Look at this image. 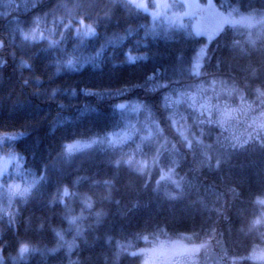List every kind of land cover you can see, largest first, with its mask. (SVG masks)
Returning a JSON list of instances; mask_svg holds the SVG:
<instances>
[{"label": "trees", "instance_id": "trees-1", "mask_svg": "<svg viewBox=\"0 0 264 264\" xmlns=\"http://www.w3.org/2000/svg\"><path fill=\"white\" fill-rule=\"evenodd\" d=\"M216 3L225 11L237 5L243 13L264 10V0ZM74 4L86 5L83 12L75 10L81 15L99 18L95 36H78L62 27ZM20 8L16 4L6 14L0 7V40L5 42L0 47V135L8 136L6 151L22 157L23 172L37 182L11 212H0V244L8 242L4 264H133L138 257L128 256L124 247L135 251L146 239L179 235L195 245L211 243L206 253L197 254L200 264H264V259L249 257L254 249L264 248V224L259 222L264 204L258 202L264 199V130L251 134L232 129L215 111L200 114L193 107L174 115L166 105L165 95L198 78L192 63L206 38L182 30L154 33L149 13L129 10L121 0H38ZM37 18L43 20L38 30L44 39L33 41L28 32ZM59 33L66 38L49 47L48 38L59 41ZM250 33L225 25L208 46L203 79L226 80L249 93L264 88V39L253 41ZM106 41L103 53L94 55ZM73 48L79 50L65 55ZM90 54L93 59L82 63V56ZM125 54L137 59L128 62ZM70 58L72 66L66 63ZM146 76L151 79L146 81ZM122 90L144 104L165 135L164 140L144 141L137 151L139 160L160 152L156 169H148L147 177L134 166L113 163L126 158L135 144H110L111 137H103L105 129L115 132L123 126L124 114L115 107L124 99ZM173 120H181V130L183 123L187 127L184 134L192 150L182 146ZM98 134L103 142L58 154L62 142ZM12 136L22 138L8 139ZM140 139L141 134L134 138ZM172 159L177 161L173 178H183L179 189L171 180H160V169L166 171ZM41 175L46 179L40 181ZM57 186L69 189L63 203ZM85 198L91 199V208L85 207ZM71 215L79 218L70 224ZM57 230L73 242L71 248L62 244ZM17 238L35 245L36 251L14 262Z\"/></svg>", "mask_w": 264, "mask_h": 264}, {"label": "rangeland", "instance_id": "rangeland-1", "mask_svg": "<svg viewBox=\"0 0 264 264\" xmlns=\"http://www.w3.org/2000/svg\"><path fill=\"white\" fill-rule=\"evenodd\" d=\"M37 1L38 0H0V7L3 12L8 14L10 13L9 10H11L16 4L25 9L26 6L29 8ZM144 2L149 4L150 10H155L151 9V5L157 2L167 4L176 3L178 5L175 9L168 11L167 15H164L163 10H161L162 14L155 19H153L149 13L150 18L153 21V23H151V30L154 33H171L173 31L182 30L189 35L204 36L207 40L205 44L207 49L210 42L218 34L214 35L213 38L209 40L206 35H196L197 29H200L202 32L204 30H214L218 26L223 29L225 25L229 24L250 31L251 40L253 41L264 39V10H251L248 13H243L237 5L229 11H225L219 8L216 0H211V3L215 6V10L225 13L227 22H224V17L216 15L215 11L212 9L203 7L202 9H186L179 7V4L181 3L205 6L209 3V0H144ZM173 11L177 13L190 11L194 14L195 18H193V15H181L179 20H176L172 18ZM12 12L14 11L12 10ZM39 24L42 26L44 24L41 18H39ZM39 24H35V27H38ZM28 33H31V31ZM205 56L201 61L200 75H198V78H196L193 83H182L181 86H178L179 90L165 95V97H167L166 100L168 101L166 104L167 107L175 112L174 115L180 114L178 112H182L181 110L189 107H193L197 112H200V114L204 111L212 114L215 111L219 114L223 124L232 129H241L240 131L245 130L247 131L246 133L251 134L258 132L260 129L264 130V107L261 109L257 107V105H264V88L256 87L251 93H249L243 89H237L231 82L226 80H211L207 82V80L203 79L202 75V66ZM195 57L196 54L193 63L195 62ZM158 88L159 86H150V89L153 91ZM127 92L128 90H122L120 92L121 95L124 94V99L118 103L125 105L124 108H120L125 117L124 123L121 127L122 129L120 128L119 131L114 132L116 134L115 138L111 137V140H119L122 136L127 134L129 137L127 140H124L123 143L114 144H121V146L124 144H135L136 146L134 149L130 150L127 156L134 155L135 160L138 161L140 152L137 151L141 150L140 148L143 147L144 141L153 142L152 139H158L165 135L161 127H159L160 131L157 132L156 126L159 124L156 120L153 121L154 119L152 118L151 113L146 111L144 104L129 97ZM224 101H227V103ZM178 123H181V120L179 122L176 121L174 126L180 129ZM182 131L187 132V127L184 123ZM149 132L152 134L150 137H148ZM138 134H141V139L135 141L134 138ZM7 137L8 136L6 135H0V165L3 164L5 158L10 160L7 164L6 171L3 175H0V212L2 213L11 212L16 202L24 199L20 195H14L10 201L8 188L5 185L17 184L23 189L28 187L29 182L30 184L32 183L29 180L30 177L28 176V173L25 174L22 170V162L20 161L19 166H17L16 160L11 158L9 155L10 153L6 151ZM99 143L101 142L96 144ZM162 146L163 144H161L160 147ZM81 149L84 148H76L73 151ZM155 153L156 151L153 155ZM151 157H149L150 160H148L149 170L156 169V165H153L151 162ZM35 186L36 183L32 186L27 196L31 195ZM259 222L264 224V213L259 218ZM77 232L76 229V233ZM72 243L71 240L69 241V239H66L65 237L62 241V244L68 248ZM143 244L145 245L142 247H136L135 251L129 247L123 248L128 256L132 258L138 257L135 258L137 261L133 264H200L199 256L197 254L201 251H205L206 253L211 243L205 241L195 245L191 243L190 237L179 235L174 238L146 239ZM14 256H17V253ZM249 257L254 260L264 259V248L254 249ZM210 258H213V256L211 255ZM20 259L23 258L17 260Z\"/></svg>", "mask_w": 264, "mask_h": 264}, {"label": "snow or ice", "instance_id": "snow-or-ice-1", "mask_svg": "<svg viewBox=\"0 0 264 264\" xmlns=\"http://www.w3.org/2000/svg\"><path fill=\"white\" fill-rule=\"evenodd\" d=\"M121 2L123 3L124 7L128 8L129 10L132 9H136V10H140L144 13H150V15L152 16L153 19H155L157 16L161 15V10H163V14L167 15L168 11L175 9L178 5L176 3H172V4H167V3H154L151 5V9H155V10H150V6L149 4L145 3L144 0H121ZM39 5H33V8L38 7ZM59 7H66V6H60L58 5L57 8ZM86 5L83 4H74L72 5V9L69 11V15L66 18L67 22H61L62 23V27L67 29L69 32L71 31H75L76 34L78 36H95L96 35V26H98L99 23V18H94L90 13H85L84 15H81L80 12H76V9H80L81 12H83V10L85 9ZM179 7L181 8H186V9H202L203 8H207V9H212L215 11V14L221 17H224V22H227V18L225 16L224 12H220L218 10H215V6L211 3V0H209V3L205 6H201L199 4H184L181 3L179 4ZM57 9H53V13L56 11ZM139 14V13H137ZM181 15H193L194 14L191 13L190 11H185L183 13H177L175 11L172 12V18L179 20ZM107 16V14H106ZM91 21L90 23H86L85 21ZM35 24H39V18H37L36 21H34ZM222 27L218 26L216 27L214 30H204L203 32L200 29L196 30V35H206L208 36L209 40H211L213 38L214 35H217L221 32ZM49 31H52L51 29ZM128 31V30H125ZM25 38H28V34H24ZM61 39L58 40H54L51 39L50 37L48 38V46L51 47L53 45H57L59 43H62L63 40L66 38L64 33H59ZM31 39L33 41L37 40V39H44V34L42 32H39L38 27H34L33 29H31ZM122 39V38H121ZM110 42V41H106L105 43L100 44L99 49L98 50H93L94 55H100L103 53L106 43ZM5 42L3 40H0V47H4ZM79 49L78 48H73L72 53H67L65 52V55H73L75 54ZM207 51V47L206 45H202L199 48V51L196 53V57H195V62L192 65V71L195 73V75H200V69H201V61L204 58L205 54ZM126 55V60L128 62H132L134 60L137 59V57H134L132 55ZM142 59H147V56H143L141 57ZM89 59H93V55H87V56H82V63H87L89 61ZM23 64L27 65V61H22ZM66 63L69 66L73 65V60L70 58L66 61ZM3 61H0V66H2ZM57 71H59V68H57ZM155 69L153 70V73H155ZM168 77H161V79H167ZM39 78H37L38 80ZM151 79V76H146L145 80H149ZM25 84L28 83L27 80L24 81ZM129 87H132V85H128ZM141 87H143V85H140ZM171 84L169 85H165L164 87H170ZM52 93L55 94L57 92L56 88H52ZM183 95V94H182ZM167 99V97H165V100ZM116 108H124L125 105L124 104H118L115 105ZM176 121L173 120L172 121V125H175ZM170 125V126H172ZM115 123H113L112 125H110V127H115ZM157 128V132L160 131L159 126H156ZM177 131L179 132L180 136L182 137V146L188 148L189 150H192V143L191 141L187 138V136L184 134V131L180 130L179 128H177ZM99 135L96 136H91L88 137V139L83 140V139H75V138H71L69 140H66L65 142H62L60 145V153H58L59 155L64 154L65 152L67 153H71L74 149L76 148H89L92 145L98 143V142H103L102 140L99 139ZM115 133L111 132V131H107L106 129L103 131V137L105 139L112 137L115 138ZM152 134L151 132L148 133V137H150ZM148 137H144V138H148ZM22 137H18V136H12L9 137L8 139H12V140H16V139H20ZM129 137L127 134H125L124 136H122L119 140H109V143H123L124 140H127ZM161 140H164L163 137H160ZM165 144L170 143L169 141H164ZM172 148L175 149V145H172ZM11 156V158L16 160L17 166H19L20 161L23 159L22 157H18L16 154L14 153H10L9 154ZM160 156V152L156 151V153L151 157V162L153 165H156L158 162ZM10 162V160L8 158H5L3 161V164L0 165V175H3V173L6 171L7 168V164ZM113 163L117 166L123 164H128L130 167L134 166L135 167V171L138 173L143 174L145 177L149 176V171H148V160L147 159H141V160H135L134 155H128L126 158H121V159H115L113 161ZM177 161L175 159L170 160L169 164L166 165L167 170L164 171V169H160V180H171L172 183L175 184L176 188H180L181 187V181L183 178L180 179H174L173 177L176 176V172H175V167H176ZM220 165V160H217V167H219ZM45 170H47L48 165L47 163L43 166ZM38 179L40 181H43L44 179H46V176L41 175L38 177ZM37 181L34 179L32 181L31 184L28 185V187H25L23 189L20 188L19 185L17 184H6L5 186L8 188V192H9V200L11 201L12 196L14 195H20L22 198L27 197L30 189L32 188V186L36 183ZM159 180L156 181L157 184H159ZM106 183H111L110 181H106ZM62 191V195L60 196V202L63 203V197L69 196V189L67 186H64L62 189L57 186V192H61ZM168 195L170 197H174L175 193H168ZM55 199V197H54ZM258 202L261 204H264V199H259L258 198ZM85 207L87 208H91L92 207V201L90 198H85L83 201ZM97 216H100L101 213L97 212L96 213ZM10 221H11V216L9 217ZM79 217L75 216V215H71L68 216V221L69 223H75L78 220ZM55 235L57 237H59L61 240H63V235L60 231H55ZM145 239L147 237H144ZM7 241H5L3 244H0V264H4L5 262V256L3 255L4 250L7 246ZM15 247L17 249V256H12L13 261L15 262L17 259L19 258H24L27 259L26 255L27 253H29V251H36V247L35 245L31 244L30 242L24 241L20 238H17L16 240V244ZM72 245H69V248H71ZM51 252H56L57 249L56 248H52L50 249Z\"/></svg>", "mask_w": 264, "mask_h": 264}]
</instances>
